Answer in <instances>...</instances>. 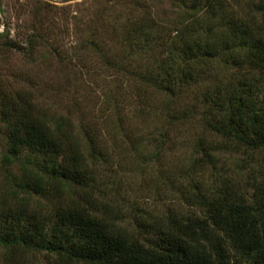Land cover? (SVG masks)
<instances>
[{"label": "trees", "instance_id": "trees-1", "mask_svg": "<svg viewBox=\"0 0 264 264\" xmlns=\"http://www.w3.org/2000/svg\"><path fill=\"white\" fill-rule=\"evenodd\" d=\"M166 2L117 0L84 22L75 52L113 84L93 119L1 89L8 264L17 252L49 264H264V0ZM38 42V31L8 35L0 53ZM90 57L66 81L96 75ZM116 146L164 170V212L103 190Z\"/></svg>", "mask_w": 264, "mask_h": 264}, {"label": "rangeland", "instance_id": "rangeland-1", "mask_svg": "<svg viewBox=\"0 0 264 264\" xmlns=\"http://www.w3.org/2000/svg\"><path fill=\"white\" fill-rule=\"evenodd\" d=\"M116 2L117 0H0V43L8 35L18 42L23 41L31 31L40 32L45 41L34 44L32 48L21 44L23 50L5 49L0 53V91L8 87H24L31 90L38 100L52 104L60 113H71L73 120L81 115L93 119L101 105L104 89L113 84L103 69L96 65L95 58L75 51L84 38L80 30L86 19L104 11L107 14L113 12L118 8ZM163 7L169 10L166 0ZM53 48L57 55L70 63L69 67L58 64ZM69 56L73 59V65ZM78 57H90L89 61L93 63L87 60L84 62L92 66L97 74L92 73L68 82L65 73L78 74L86 71ZM128 91L125 87L124 92ZM2 147L3 131L0 124V155ZM110 153L109 163L103 167L106 172L103 171L99 180L103 190L109 192L119 189L121 205L126 200L132 201L141 209L164 212L166 205L171 204L166 197L164 170L138 165L141 162L137 157L135 159L128 150L119 146L114 147ZM21 253L17 252V256L20 254L21 257L20 264H49L50 256L47 254ZM8 263L0 248V264Z\"/></svg>", "mask_w": 264, "mask_h": 264}]
</instances>
